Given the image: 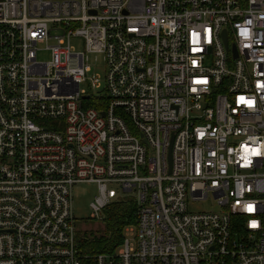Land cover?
I'll return each mask as SVG.
<instances>
[{
  "label": "built area",
  "instance_id": "obj_1",
  "mask_svg": "<svg viewBox=\"0 0 264 264\" xmlns=\"http://www.w3.org/2000/svg\"><path fill=\"white\" fill-rule=\"evenodd\" d=\"M83 182L134 194L112 251ZM0 264H264V0H0Z\"/></svg>",
  "mask_w": 264,
  "mask_h": 264
},
{
  "label": "rangeland",
  "instance_id": "obj_2",
  "mask_svg": "<svg viewBox=\"0 0 264 264\" xmlns=\"http://www.w3.org/2000/svg\"><path fill=\"white\" fill-rule=\"evenodd\" d=\"M72 45L76 49L81 48L78 40L72 41ZM39 47L43 48L44 45L40 44ZM37 57L39 61H47L49 59L48 53L43 51H40ZM87 63L91 67V74L103 75L104 63L101 55L93 53L88 54ZM82 86H84V84H82ZM97 194L98 190L95 183H77L72 187L71 209L74 215V223L77 229L78 237H84L85 239L90 240L105 233V225L102 218L99 219V217H91L92 210L90 208V203L95 199ZM121 196L126 199L134 197V194L121 192ZM190 209L195 211L218 210L216 203L212 199L194 202L190 205ZM124 236L129 238L131 242L134 241L131 233H126Z\"/></svg>",
  "mask_w": 264,
  "mask_h": 264
},
{
  "label": "trees",
  "instance_id": "obj_3",
  "mask_svg": "<svg viewBox=\"0 0 264 264\" xmlns=\"http://www.w3.org/2000/svg\"><path fill=\"white\" fill-rule=\"evenodd\" d=\"M102 105L101 102L100 106ZM135 212L136 205L132 199H119L109 203L101 213L105 233L90 240L78 237L81 250L85 254H94L116 249L122 242L124 228L134 224Z\"/></svg>",
  "mask_w": 264,
  "mask_h": 264
},
{
  "label": "water",
  "instance_id": "obj_4",
  "mask_svg": "<svg viewBox=\"0 0 264 264\" xmlns=\"http://www.w3.org/2000/svg\"><path fill=\"white\" fill-rule=\"evenodd\" d=\"M225 36H226L225 31H223V41H224L225 46H227V41H226ZM233 56H236V50L234 47H233ZM85 97H87V96H85ZM101 114H104V113L102 112Z\"/></svg>",
  "mask_w": 264,
  "mask_h": 264
},
{
  "label": "snow or ice",
  "instance_id": "obj_5",
  "mask_svg": "<svg viewBox=\"0 0 264 264\" xmlns=\"http://www.w3.org/2000/svg\"><path fill=\"white\" fill-rule=\"evenodd\" d=\"M249 210H251V207L249 208Z\"/></svg>",
  "mask_w": 264,
  "mask_h": 264
}]
</instances>
